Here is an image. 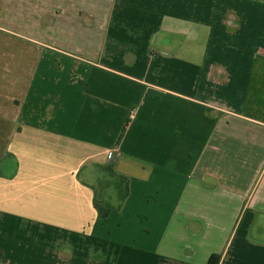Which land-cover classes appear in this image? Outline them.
<instances>
[{
  "label": "crops",
  "instance_id": "crops-1",
  "mask_svg": "<svg viewBox=\"0 0 264 264\" xmlns=\"http://www.w3.org/2000/svg\"><path fill=\"white\" fill-rule=\"evenodd\" d=\"M0 7V264H264V0Z\"/></svg>",
  "mask_w": 264,
  "mask_h": 264
},
{
  "label": "trees",
  "instance_id": "trees-1",
  "mask_svg": "<svg viewBox=\"0 0 264 264\" xmlns=\"http://www.w3.org/2000/svg\"><path fill=\"white\" fill-rule=\"evenodd\" d=\"M104 175L101 176L95 187L94 206L98 212L99 220L108 222L112 213L117 212L126 201L130 192L131 180L120 175L113 165L102 168ZM113 188L116 192L117 203L114 204L111 198H106V191ZM221 256L213 255L209 264H219Z\"/></svg>",
  "mask_w": 264,
  "mask_h": 264
},
{
  "label": "rangeland",
  "instance_id": "rangeland-1",
  "mask_svg": "<svg viewBox=\"0 0 264 264\" xmlns=\"http://www.w3.org/2000/svg\"><path fill=\"white\" fill-rule=\"evenodd\" d=\"M0 25H2V27L6 29L5 10L2 7H0ZM13 30L16 32V34L14 35H12L13 33H9L6 30L0 28V55H15L16 60L14 59V62L18 63L20 68L22 64L21 55H35L33 54L34 50L38 54H40L41 52L42 55L43 48H39L38 46L32 44L28 39H26L27 33L22 29V26H19L17 28L13 27ZM6 68H14V66L12 65V61H5L4 56L3 58H1L0 56V70ZM105 195L106 198H111V201L113 202V200L115 199L113 196L114 189H108Z\"/></svg>",
  "mask_w": 264,
  "mask_h": 264
}]
</instances>
